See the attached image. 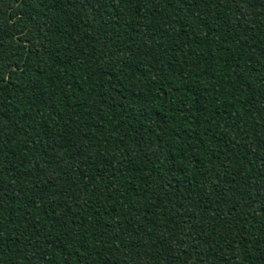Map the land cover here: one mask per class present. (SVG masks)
Returning <instances> with one entry per match:
<instances>
[{
  "label": "trees",
  "instance_id": "16d2710c",
  "mask_svg": "<svg viewBox=\"0 0 264 264\" xmlns=\"http://www.w3.org/2000/svg\"><path fill=\"white\" fill-rule=\"evenodd\" d=\"M0 264H264V0H0Z\"/></svg>",
  "mask_w": 264,
  "mask_h": 264
}]
</instances>
